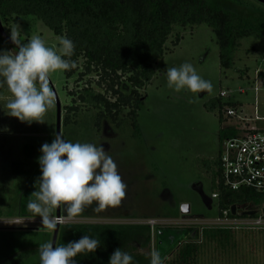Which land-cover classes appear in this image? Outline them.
Masks as SVG:
<instances>
[{
	"label": "rangeland",
	"instance_id": "374dc122",
	"mask_svg": "<svg viewBox=\"0 0 264 264\" xmlns=\"http://www.w3.org/2000/svg\"><path fill=\"white\" fill-rule=\"evenodd\" d=\"M220 3L242 9L229 1ZM2 23L9 36L14 29L22 42L38 35L47 45L58 46L60 37L34 16ZM177 38L181 40L175 45ZM241 43L235 52L234 67L223 69L215 34L208 25L176 26L166 43L163 58L155 64L154 77L145 89L140 90L145 98L138 111V131L129 121L131 108L124 109L118 125L104 120L100 128L97 125L99 110L87 104H82L79 114L71 115L73 122L62 125L61 135L71 142L102 145L114 158L127 185V195L121 205L100 213L86 207L80 216L64 220L60 227L66 224H149L152 227L150 248H140L136 243L129 245V250L147 254L155 250L157 230L175 231L172 241L176 234L183 232V239L167 254L163 264H232L233 256L245 253L249 243H255L252 245L256 247L258 257L264 253V230L234 231L230 241L223 246L203 235L217 217L212 198L216 181L213 182L210 171L207 172L205 161L215 159L218 154L221 126L239 122L227 118L221 125L217 112L209 111L205 103L225 91L228 96L224 100L242 103L241 117L253 120L252 125L264 127V122L254 121L255 105L258 114L264 116V38L248 37ZM0 50L17 51L1 35ZM186 62L212 83L211 93L194 94L187 89L177 93L168 88L167 68L179 67ZM90 79L85 77L78 81L77 74L66 79L64 72L50 76L49 83L62 104V123L76 93L85 88ZM254 82L261 89L257 97ZM92 87L102 91L95 83ZM124 92L128 94L130 87L127 86ZM12 98L6 87L0 88V264H39V245L52 243L53 230H45L41 218L28 209L24 214L20 202L26 197L27 203L30 199L35 200L33 193L38 190L41 175L40 148L44 143H51L56 134V104L44 115L45 122L29 124L7 115L6 103ZM5 128L7 131L3 130ZM26 145L29 146L27 154ZM13 163H21L27 174L15 172ZM182 205H189V213H181ZM258 214L264 215L263 207ZM187 244L195 245L197 250L188 262H184L181 255ZM256 261L246 260L248 264Z\"/></svg>",
	"mask_w": 264,
	"mask_h": 264
},
{
	"label": "trees",
	"instance_id": "16d2710c",
	"mask_svg": "<svg viewBox=\"0 0 264 264\" xmlns=\"http://www.w3.org/2000/svg\"><path fill=\"white\" fill-rule=\"evenodd\" d=\"M221 1H229L242 9L222 5ZM22 16H34L56 36L74 42V54L70 59L76 67L64 71L66 79L76 74L78 81L91 77L67 108L62 123L65 126L73 122L71 115L79 114L82 104H87L99 110V128L104 120L118 125L124 109L131 108L129 121L138 131V111L145 98L140 90L145 89L154 77L155 64L163 58L166 43L176 26L208 25L215 34L223 69L234 67L235 52L244 38H264V5L253 0H0L2 22ZM180 40L177 38L175 45ZM93 83L102 91L94 90ZM127 86L130 87L128 94L124 92ZM238 105L220 96L205 103L209 111L217 112L221 125L227 120L225 109ZM238 133L233 125L221 126L220 146L226 138ZM27 149L29 151L28 145L26 154ZM22 166L13 163V170L27 174ZM205 167L215 182L219 176L218 158L206 160ZM216 189L219 191V197L215 199L217 216L233 205L259 207L264 202V195L250 190L233 192L222 185H216ZM26 198L20 202L24 214L27 212ZM233 232L211 228L204 230L203 235L223 246L230 241ZM174 233L172 229L155 233V251L160 253L162 260L184 237L182 232L172 241ZM83 235L100 240L101 246L94 255H78L75 258L77 264H108L117 248L129 252L133 264H149L147 253L129 250L131 243L143 249L150 248L152 227L149 224H66L60 227L57 246L78 240ZM196 250L195 245L187 244L181 255L183 261L188 262Z\"/></svg>",
	"mask_w": 264,
	"mask_h": 264
},
{
	"label": "clouds",
	"instance_id": "9594fccd",
	"mask_svg": "<svg viewBox=\"0 0 264 264\" xmlns=\"http://www.w3.org/2000/svg\"><path fill=\"white\" fill-rule=\"evenodd\" d=\"M10 39L16 50H0V88L6 87L12 99L6 103L7 115L22 122L43 123L44 115L54 108L56 96L49 87L50 76L76 67L71 57L74 42L60 37L58 46H49L38 35L27 42L11 30ZM167 86L174 92L187 89L191 93H211L213 85L202 78L191 63L170 67L166 71ZM7 131V128L3 129ZM38 157L41 175L38 190L27 209L41 218L42 227L51 231L61 219L80 216L86 207L100 213L121 205L127 185L118 172L114 158L95 142H71L57 133L51 143H44ZM59 209L62 216L54 213ZM101 241L88 235L62 246L47 242L39 245V264H77L80 254H95ZM149 264H163L158 251H151ZM108 264H133V256L117 248Z\"/></svg>",
	"mask_w": 264,
	"mask_h": 264
},
{
	"label": "built area",
	"instance_id": "2783aa9c",
	"mask_svg": "<svg viewBox=\"0 0 264 264\" xmlns=\"http://www.w3.org/2000/svg\"><path fill=\"white\" fill-rule=\"evenodd\" d=\"M259 72L257 69L256 73ZM264 89V81L262 83ZM261 89L254 82V92L257 97ZM243 91H241L242 93ZM226 98L228 95L222 91L219 95ZM258 106L255 105V122H264V116L258 114ZM243 113L242 106L227 107L224 111L225 117L237 119L239 122L235 126L239 133L234 137L226 138L218 153L219 176L216 179V185H222L224 188L233 192L250 190L260 195H264V127L260 124L252 125L241 117ZM243 121V122H242ZM219 197V191L212 192V198ZM263 207H251L249 204L239 206L241 211H256L254 216L232 215L231 208L225 209L215 219V223L209 229H223L230 231H257L264 230V215L258 214L259 209ZM61 219L58 223L63 224Z\"/></svg>",
	"mask_w": 264,
	"mask_h": 264
},
{
	"label": "water",
	"instance_id": "95a60500",
	"mask_svg": "<svg viewBox=\"0 0 264 264\" xmlns=\"http://www.w3.org/2000/svg\"><path fill=\"white\" fill-rule=\"evenodd\" d=\"M255 1L264 5V0H255ZM0 35L4 39H6L12 47H14L16 49V46L12 43V41L10 39V36L4 30V26L2 23L1 17H0ZM17 51H18V49H17ZM49 86L53 90L54 95L56 96V103H55L56 104V134L57 133L62 134V104H61L59 97L57 96L55 89L51 85V83H49ZM189 211H190L189 205H182L181 206V213L187 214V213H189ZM231 213H232V215H237L238 213H240L243 216H254L256 214V211L253 210V211H241L240 212L239 206L233 205L231 207ZM56 215L58 217L61 216L59 209L57 210ZM59 230H60V224L58 223L57 228L53 230L52 243L54 244V246H57Z\"/></svg>",
	"mask_w": 264,
	"mask_h": 264
},
{
	"label": "crops",
	"instance_id": "0c3cea01",
	"mask_svg": "<svg viewBox=\"0 0 264 264\" xmlns=\"http://www.w3.org/2000/svg\"><path fill=\"white\" fill-rule=\"evenodd\" d=\"M235 102V101H234ZM236 103L237 104H239V105H241L242 106V103L240 102V101H236ZM232 125V124H231ZM234 125V124H233ZM251 206V205H250ZM251 207H253V206H251ZM61 216H62V213H61ZM251 236L252 235H249V238H251ZM252 240H254V239H252ZM255 241V240H254ZM256 242V241H255ZM257 244H258V242H256ZM252 244H255V243H249V244H247V246H246V251H245V253H241V254H239V256L238 257H236L235 255L233 256V259H234V263L232 262V264H248L247 262H246V260L247 259H256L257 261H256V263L255 264H264V253L263 254H261V256L260 257H258L259 256V254H257L256 253V247H253V245ZM263 247H264V240H263V245H262ZM240 248V247H239ZM244 249V250H245ZM242 250H243V248H242ZM240 253V252H239ZM236 257V258H235ZM239 257H242V258H245V259H243V260H241L243 263H241V261H239ZM250 264V263H249ZM251 264H254L253 262H251Z\"/></svg>",
	"mask_w": 264,
	"mask_h": 264
},
{
	"label": "flooded vegetation",
	"instance_id": "af4514ba",
	"mask_svg": "<svg viewBox=\"0 0 264 264\" xmlns=\"http://www.w3.org/2000/svg\"><path fill=\"white\" fill-rule=\"evenodd\" d=\"M219 150H220V148H219ZM218 153H219V151H218ZM217 156H218V154H217ZM217 156H216V157H217Z\"/></svg>",
	"mask_w": 264,
	"mask_h": 264
}]
</instances>
